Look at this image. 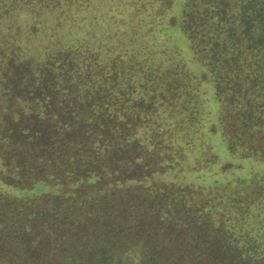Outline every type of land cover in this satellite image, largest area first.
I'll list each match as a JSON object with an SVG mask.
<instances>
[{"label": "trees", "instance_id": "16d2710c", "mask_svg": "<svg viewBox=\"0 0 264 264\" xmlns=\"http://www.w3.org/2000/svg\"><path fill=\"white\" fill-rule=\"evenodd\" d=\"M0 264H264V0H0Z\"/></svg>", "mask_w": 264, "mask_h": 264}, {"label": "rangeland", "instance_id": "374dc122", "mask_svg": "<svg viewBox=\"0 0 264 264\" xmlns=\"http://www.w3.org/2000/svg\"><path fill=\"white\" fill-rule=\"evenodd\" d=\"M181 47H182V50H183V55H184V58L186 60H189V51L187 49V47H184L182 46V43H181ZM193 64H191L189 62V67L191 69H193ZM210 117V120L212 121L213 120V117H214V110L211 108V115L209 116ZM213 143H214V146H215V151L217 152L218 156H219V162H222L223 160H226L227 159V154L224 150L221 149V142H220V139H219V134L217 132L216 135L213 136V139H212Z\"/></svg>", "mask_w": 264, "mask_h": 264}]
</instances>
